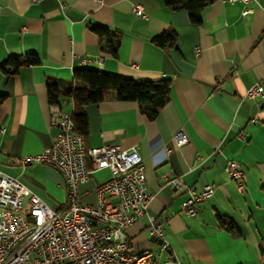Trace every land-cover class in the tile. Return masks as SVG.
I'll return each mask as SVG.
<instances>
[{
    "label": "crops",
    "instance_id": "0c3cea01",
    "mask_svg": "<svg viewBox=\"0 0 264 264\" xmlns=\"http://www.w3.org/2000/svg\"><path fill=\"white\" fill-rule=\"evenodd\" d=\"M136 5L144 17L134 12ZM98 25L120 33L115 55L93 31ZM170 30L173 45L153 43L154 36ZM28 52L40 63L0 67L3 173L51 209L61 207L65 191L58 171L19 164L22 155L53 142L58 129L50 124L51 113L73 109L71 101L48 104L47 78L69 82L73 69L88 67L136 80L167 79L168 100L153 119L113 90L100 103L84 106L86 147L135 146L142 157L150 199L146 214L126 229L129 252L157 248L158 239L147 229L152 219L169 244L165 264H264V96H245L264 79V0L247 5L214 0L199 23L162 0H0V65ZM180 128L188 141L177 147L172 135ZM230 159L245 172L243 191L224 171ZM176 176L189 188L214 189L211 198L195 204L192 216L181 207L186 189H174L163 178ZM109 177L108 168L92 172L78 187L80 203L95 205V188ZM220 221L230 222L236 234Z\"/></svg>",
    "mask_w": 264,
    "mask_h": 264
},
{
    "label": "built area",
    "instance_id": "2783aa9c",
    "mask_svg": "<svg viewBox=\"0 0 264 264\" xmlns=\"http://www.w3.org/2000/svg\"><path fill=\"white\" fill-rule=\"evenodd\" d=\"M227 1L247 5L255 0ZM133 10L145 16L140 5ZM199 51L197 47L194 49L196 55ZM262 83L264 79L247 88L246 98L264 96ZM68 103L64 99L61 106ZM50 124L58 129L51 145L40 152L22 155L19 164L22 167L41 164L56 169L63 180L65 198L61 207L53 210L21 182L0 170V264H165L162 255L169 244L164 239L162 225L152 219L147 229L158 239L157 248L129 252L126 229L146 214L150 199L137 147L110 144L86 147L84 136L74 130L71 111L52 112ZM239 137H243L242 132ZM172 138L177 147L188 141L181 128ZM103 168L109 169L110 177L95 188L96 204H81L79 185L92 172ZM224 171L243 191L246 175L240 163L230 159ZM163 178L174 189H186L188 196L181 207L187 216L196 213V203L211 198L214 193L210 185L195 190L187 187L179 176ZM25 190L29 192L27 202Z\"/></svg>",
    "mask_w": 264,
    "mask_h": 264
},
{
    "label": "trees",
    "instance_id": "16d2710c",
    "mask_svg": "<svg viewBox=\"0 0 264 264\" xmlns=\"http://www.w3.org/2000/svg\"><path fill=\"white\" fill-rule=\"evenodd\" d=\"M162 1L169 8L186 10L190 20L194 23H199L202 10L214 0ZM93 31L100 38H106L108 51L115 55L119 45L120 33L99 25L94 27ZM175 38V33L170 30L154 36L152 41L158 46H166L168 44L173 45ZM39 63L38 56L33 52H28L20 56L10 57L0 67L3 69L5 65H9L14 69H18L24 65H36ZM45 85L49 105L60 107L64 99L73 103L71 117L74 122V130L83 136L87 132V117L84 106L100 103L110 90L115 91L118 99L136 102L140 111L148 119H153L158 109L167 102L170 91V82L167 79L158 81L136 80L131 77L88 67L73 69L69 82L50 77L45 80ZM3 97V95H0V100ZM220 222L225 229L234 235L236 234V230L230 222ZM260 249L264 251V245H261Z\"/></svg>",
    "mask_w": 264,
    "mask_h": 264
},
{
    "label": "rangeland",
    "instance_id": "374dc122",
    "mask_svg": "<svg viewBox=\"0 0 264 264\" xmlns=\"http://www.w3.org/2000/svg\"><path fill=\"white\" fill-rule=\"evenodd\" d=\"M46 204V203H45ZM47 205V204H46ZM50 208V207H49Z\"/></svg>",
    "mask_w": 264,
    "mask_h": 264
}]
</instances>
